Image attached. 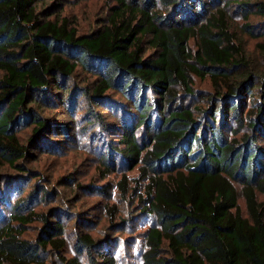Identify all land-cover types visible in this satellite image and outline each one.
<instances>
[{
    "label": "trees",
    "instance_id": "1",
    "mask_svg": "<svg viewBox=\"0 0 264 264\" xmlns=\"http://www.w3.org/2000/svg\"><path fill=\"white\" fill-rule=\"evenodd\" d=\"M57 1L0 0V160L27 171L17 165L28 149L18 129L31 128L30 146L40 148L50 123L39 106L61 92L70 116L82 101L88 126L118 130L101 160L105 175L122 162L147 182L144 210L154 223L142 264H264V74L226 11L234 4L245 21L264 17V0H225L214 10L207 0H104L106 20L89 35L55 10ZM242 29L255 37L252 25ZM78 70L90 77L84 86L74 85ZM195 78L215 88L205 108L194 104ZM111 94L129 108L117 125L98 111L112 107ZM22 185L9 194L0 187V264H46L48 248L66 247L65 226L34 209L45 189L24 197ZM118 187L127 197L126 175ZM109 212L116 218L115 207ZM36 221L43 224L36 241L24 238ZM74 249L77 257L61 256V264L83 256L87 264H120L86 233Z\"/></svg>",
    "mask_w": 264,
    "mask_h": 264
},
{
    "label": "rangeland",
    "instance_id": "2",
    "mask_svg": "<svg viewBox=\"0 0 264 264\" xmlns=\"http://www.w3.org/2000/svg\"><path fill=\"white\" fill-rule=\"evenodd\" d=\"M241 3L249 0H231ZM251 1V0H250ZM252 2V1H251ZM50 2H48L49 4ZM55 10L61 15L77 22L82 35H89L97 30L106 20L108 4L104 0H58ZM209 10L222 8L225 0H207ZM254 10V9H253ZM229 25L236 34L247 58L254 68L264 74V17L252 15L245 21L237 5L226 9ZM255 11V10H254ZM253 26L255 37L247 35L242 27ZM191 48L197 49L195 41ZM1 77V74H0ZM90 77L78 70L74 78L75 86H84ZM195 90L200 94L194 104L202 108L208 106L206 97L215 92L210 80L195 78ZM71 83L68 84L70 87ZM52 100L44 101L39 106L43 117L48 119L49 131L42 138L40 148H31V128H19L18 138L26 146L27 154L17 165L27 171H19L0 160V187L9 194L18 183H23V195L27 196L37 186L45 189L37 193V202L33 204L39 213H45L50 220L62 222L65 226L66 247L62 252L51 248L43 254L46 264H61L59 257L67 259L77 257L74 249L79 234L91 235L104 250H109L120 264H142V253L145 250V235L153 225L154 219L148 210H144L146 195L144 188L147 182L141 181L137 168L128 170L121 162L115 172L106 174L101 164L108 145L117 143L118 130L106 131L95 126H88L85 111L88 105L80 101L76 114L70 116L63 106V94L52 90ZM110 109L99 108L110 125H117L120 117H127L129 109L125 100L116 94ZM116 101L119 103L115 104ZM117 115V117H115ZM129 118V116H128ZM123 164V165H122ZM126 175L129 182V194L122 197L118 187L119 181ZM102 192L100 190L104 189ZM13 195V194H12ZM10 196L12 201L19 196ZM264 201L263 196H259ZM239 206L244 215L246 203L242 196ZM116 210V218L110 215L109 209ZM42 223L34 222L27 226L24 238L36 241L42 231ZM101 251L99 252V254ZM81 264H87L85 256L79 258Z\"/></svg>",
    "mask_w": 264,
    "mask_h": 264
}]
</instances>
